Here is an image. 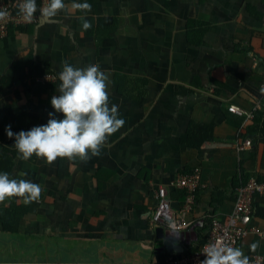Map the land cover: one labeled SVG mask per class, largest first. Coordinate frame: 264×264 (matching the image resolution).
Returning a JSON list of instances; mask_svg holds the SVG:
<instances>
[{"label": "crops", "instance_id": "0c3cea01", "mask_svg": "<svg viewBox=\"0 0 264 264\" xmlns=\"http://www.w3.org/2000/svg\"><path fill=\"white\" fill-rule=\"evenodd\" d=\"M196 168L195 224L175 233L153 220L157 191L179 212L176 182ZM251 179L264 182V0H59L0 38V264H168L207 244ZM254 205L264 232V196ZM255 254L250 233L235 255Z\"/></svg>", "mask_w": 264, "mask_h": 264}, {"label": "built area", "instance_id": "2783aa9c", "mask_svg": "<svg viewBox=\"0 0 264 264\" xmlns=\"http://www.w3.org/2000/svg\"><path fill=\"white\" fill-rule=\"evenodd\" d=\"M59 0H38L33 6L32 0H0V38L8 34L11 26H25L35 23L39 17L52 15L58 9ZM74 75H55L48 73L44 78L59 80L64 84L73 81ZM229 110L239 115L253 117L252 112L237 105H231ZM252 141L247 140L244 148H251ZM176 188L185 192V199L179 212H175L172 202L168 198V191L160 187L157 191L158 204L153 214V220L175 233H184L193 229L195 222L190 221L195 204L196 195L203 188L202 171L196 168L182 176L176 182ZM264 196V182L251 179L249 184L238 189V202L232 215L225 221L211 219L208 242L200 251L188 257L171 260L168 264H264L263 257L255 254L251 258L239 260L235 250L242 244L250 233L264 238V232L252 226L254 218V198Z\"/></svg>", "mask_w": 264, "mask_h": 264}, {"label": "trees", "instance_id": "16d2710c", "mask_svg": "<svg viewBox=\"0 0 264 264\" xmlns=\"http://www.w3.org/2000/svg\"><path fill=\"white\" fill-rule=\"evenodd\" d=\"M36 0H32V2L34 3ZM207 223V225H206V229H208L209 228V226H210V223H211V220L208 222H206Z\"/></svg>", "mask_w": 264, "mask_h": 264}]
</instances>
